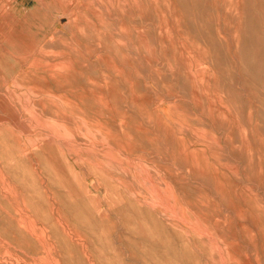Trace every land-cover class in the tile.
I'll use <instances>...</instances> for the list:
<instances>
[{
  "label": "rangeland",
  "instance_id": "374dc122",
  "mask_svg": "<svg viewBox=\"0 0 264 264\" xmlns=\"http://www.w3.org/2000/svg\"><path fill=\"white\" fill-rule=\"evenodd\" d=\"M12 263L264 264V0H0Z\"/></svg>",
  "mask_w": 264,
  "mask_h": 264
},
{
  "label": "bare ground",
  "instance_id": "6f19581e",
  "mask_svg": "<svg viewBox=\"0 0 264 264\" xmlns=\"http://www.w3.org/2000/svg\"><path fill=\"white\" fill-rule=\"evenodd\" d=\"M40 65H41V64H40ZM63 65H64V64H63ZM59 66H60V65H59ZM64 66H65V65H64ZM65 67H67V66H65ZM65 67H64V68H65ZM64 68H63V69H64ZM54 69H55V68H54ZM68 69H71V68L69 67ZM49 75H50V74H49ZM52 75H53V74H52ZM52 75H51V76H52ZM53 76H54V75H53ZM207 94H208V93H207ZM1 102H2V101H1ZM30 124H31V123H30ZM21 126H22V125H21ZM22 128H23V127H22ZM44 129H45V128H44ZM46 129H47V128H46ZM49 133H50V132H49ZM29 135H30V134H29ZM50 136H51V135H50ZM51 138H52V136H51ZM58 139H59V138H58ZM62 139H63V138H62ZM54 141H55V140H54ZM54 141H53V142H54ZM61 141H62V140H61ZM47 142H49V141H47ZM56 142H57V141H56ZM56 142H55V143H56ZM43 143L45 144V142H43ZM49 143H51V142H49ZM76 143H77V142H76ZM47 144H48V143H47ZM66 144H67V143H66ZM81 144H82V143H81ZM91 144H92V143H91ZM91 144H90V145H91ZM52 145H53V144H52ZM56 146H57V145H56ZM62 146H63V145H62ZM93 146H94V145H93ZM28 148H29V147H28ZM47 148H48V147H47ZM44 149H45V147H44ZM49 149H50V147H49ZM58 149H59V147H58ZM58 149H57V150H58ZM66 149H67V148H66ZM95 149H96V148H95ZM50 150H53V149H50ZM47 151H48V150H47ZM43 152H44V151H43ZM48 152H49V151H48ZM48 152L45 151V153H48ZM70 152H71V151H70ZM28 153H29V152H28ZM52 153H55V152L52 151ZM56 153H58V151H57ZM62 154H63V152H62ZM88 154H89V153H88ZM48 155H49V153H48ZM79 160H80V159H79ZM74 162H75V161H74ZM132 162H133V161H132ZM79 165H80V164H79ZM94 165H95V164H94ZM82 168L84 169V167H82ZM93 168H94V167H93ZM97 168H99V167H97ZM78 172H79V171H78ZM82 172H83V171H82ZM87 173H88V172H87ZM81 174H82V173H81ZM93 174H94V173H93ZM98 174H99V173H98ZM94 175H96V174H94ZM135 175H137V174H135ZM131 176H132V175H131ZM131 176H130V177H131ZM93 178H94V177H93ZM3 179H4V178H3ZM100 179H101V178H100ZM113 179H114V178H113ZM104 180H105V179H104ZM104 180H103V181H104ZM116 180H118V179H116ZM118 181H119V180H118ZM118 183H119V182H118ZM1 185H2V184H1ZM107 185H108V184H107ZM113 186H115V185H113ZM104 187H105V186H104ZM104 187H103V188H104ZM106 188H107V187H106ZM83 189H84V188H83ZM115 189H117V188L115 187ZM209 190H211V189L209 188ZM83 191H84V190H83ZM85 191H86V190H85ZM143 196H144V195H143ZM95 197H96V196H95ZM145 197H146V196H145ZM92 199H93V198H92ZM121 199H122V198H121ZM135 199H136V198H135ZM157 200H158V199H157ZM150 202H151V200H150ZM150 202H149V203H150ZM143 203H144V201H143ZM146 203H147V202H146ZM156 204H157V201H156ZM158 204H160V203L158 202ZM94 206H95V204H94ZM146 206H147V205H146ZM153 206H154V205H153ZM149 207H150V206H149ZM155 207H156V206H155ZM151 208H152V207H151ZM99 209H100V208H99ZM107 209H108V208H107ZM103 210H104V209H103ZM164 210H165V209H164ZM106 211H107V210H106ZM109 211H110V210H109ZM98 212H99V211H98ZM100 212H101V211H100ZM102 213H103V212H102ZM105 213H106V212H105ZM100 217H101V216H100ZM198 217H199V216H198ZM182 223H183V222H182ZM30 224H31V223H30ZM186 224H187V223H186ZM197 224H198V223H197ZM192 227H193V226H192ZM194 227H195V226H194ZM28 228H29V227H28ZM197 228H198V227H197ZM29 229H30V228H29ZM193 229H195V228H193ZM195 230H198V229H195ZM199 230H200V229H199ZM199 230H198V231H199ZM30 231H31V230H30ZM74 231H75V230H74ZM73 234H74V233H73ZM198 235H199V234H198ZM208 235H209V234H208ZM77 236H78V235H77ZM206 237H207V236H206ZM210 237H211V236H210ZM203 238H204V237H203ZM211 238H212V237H211ZM71 239H72V238H71ZM212 239H213V238H212ZM207 240H208V239H207ZM214 240H216V239H214ZM214 240H213V241H214ZM210 242H211V241H210ZM216 242H217V241H216ZM76 243H77V242H76ZM8 244H9V243H8ZM2 245H3V244H2ZM216 246H217V245H216ZM218 247H219V246H218ZM215 249H216V248H215ZM81 250H82V249H81ZM217 250H218V249H217ZM221 250H222V249H221ZM4 251H5V250H4ZM83 252H84V251H83ZM218 254H219V253H218ZM219 257H220V256H219ZM14 260H15V259H14ZM220 260H221V259H220ZM15 261H16V260H15ZM10 263H11V262H10ZM18 263H19V262H18ZM12 264H13V263H12Z\"/></svg>",
  "mask_w": 264,
  "mask_h": 264
}]
</instances>
